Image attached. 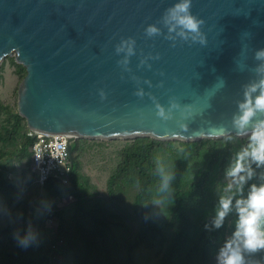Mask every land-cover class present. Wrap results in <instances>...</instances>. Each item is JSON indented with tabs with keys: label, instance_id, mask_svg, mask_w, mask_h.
I'll list each match as a JSON object with an SVG mask.
<instances>
[{
	"label": "water",
	"instance_id": "obj_1",
	"mask_svg": "<svg viewBox=\"0 0 264 264\" xmlns=\"http://www.w3.org/2000/svg\"><path fill=\"white\" fill-rule=\"evenodd\" d=\"M12 52L33 132L194 142L264 128V0H0V64Z\"/></svg>",
	"mask_w": 264,
	"mask_h": 264
},
{
	"label": "trees",
	"instance_id": "obj_2",
	"mask_svg": "<svg viewBox=\"0 0 264 264\" xmlns=\"http://www.w3.org/2000/svg\"><path fill=\"white\" fill-rule=\"evenodd\" d=\"M11 62L20 82L25 67ZM0 109L8 113L0 119V264H51L50 242L61 251L60 264H211L221 245L264 259V130L252 140L230 135L184 146L136 138L119 151L102 201L91 196L95 185L82 168L89 141L75 140L70 185L52 177L39 195L48 205L63 194L75 197L59 214L66 240L59 249L45 234L44 212L28 211L30 196L21 197L17 184L21 176L33 180L27 123L9 105L0 102ZM237 169L240 178L227 189L224 180Z\"/></svg>",
	"mask_w": 264,
	"mask_h": 264
},
{
	"label": "rangeland",
	"instance_id": "obj_3",
	"mask_svg": "<svg viewBox=\"0 0 264 264\" xmlns=\"http://www.w3.org/2000/svg\"><path fill=\"white\" fill-rule=\"evenodd\" d=\"M16 53L12 52L11 55L7 56L2 63L0 64V69L2 70V77H0V102L5 105H9L12 112H18L17 108L13 107L14 96L16 99V89L18 88L19 79L17 75V66L14 65L11 61L15 60ZM17 87V88H16ZM8 117V113L0 109V119H6ZM24 118V117H23ZM25 119V118H24ZM264 130V128H263ZM261 130V131H263ZM227 137H223L221 139H213L215 141H222ZM148 138V137H144ZM248 138V137H247ZM245 138V139H247ZM136 139V138H135ZM241 139V138H240ZM86 140V139H84ZM132 140L134 139H112V140H88L89 146L87 152L82 156V168L86 171L90 177L91 182L95 185V187L90 189L91 196L93 198L99 199V201L104 200L107 197V180L112 174V172L116 169L118 163L120 162L119 151L132 144ZM202 140H212V139H202ZM177 142H182L184 144L179 145H197L201 142H186L180 140H173ZM173 141H164V142H173ZM260 157L262 161H264V149L259 148ZM175 157L180 159L179 154L176 153ZM22 164L20 165V167ZM187 168V166H185ZM185 174L177 178V180H183L187 175H189V170H185ZM240 178V170L237 169L234 174L231 176H227L225 178L226 188L230 189L234 187L237 180ZM25 182V183H24ZM17 184L21 186V197L29 195L28 201V211L31 212L32 202L42 193L41 188L36 186L31 180L30 183H26L24 177L21 176V179L17 181ZM19 197V196H18ZM17 197V198H18ZM72 205V204H71ZM6 218V215L2 217V219ZM61 223V221H60ZM60 223L57 227L45 228V234L48 235L49 240L52 238L59 236V228ZM28 229H37L34 225H29ZM66 242V240H63ZM51 248L55 246L50 242ZM237 250L225 249L223 245H221L220 250L213 257L211 264H262V257H257L255 260L242 257L237 254ZM261 258V259H260ZM258 259H260L258 261ZM60 264V263H56ZM135 264H145L143 261H138Z\"/></svg>",
	"mask_w": 264,
	"mask_h": 264
},
{
	"label": "built area",
	"instance_id": "obj_4",
	"mask_svg": "<svg viewBox=\"0 0 264 264\" xmlns=\"http://www.w3.org/2000/svg\"><path fill=\"white\" fill-rule=\"evenodd\" d=\"M27 137L32 139L30 145V172L33 175V182L39 188H43L45 182L52 177L61 178L66 185H70L69 178L72 173V160L69 151L70 145L75 141L71 135L45 134L30 131L28 127ZM72 193L57 196L53 203L43 204L39 196L32 202V207L43 211L45 214V226L47 228L59 225V214L67 206L74 202ZM57 245L61 249L63 239L56 237ZM54 240V239H52ZM61 251L53 246L51 264L60 262Z\"/></svg>",
	"mask_w": 264,
	"mask_h": 264
},
{
	"label": "crops",
	"instance_id": "obj_5",
	"mask_svg": "<svg viewBox=\"0 0 264 264\" xmlns=\"http://www.w3.org/2000/svg\"><path fill=\"white\" fill-rule=\"evenodd\" d=\"M58 237H60V238H62L63 240H65V238L63 237V236H61V235H59ZM56 237H54V238H52V239H55ZM51 239V240H52ZM64 244H65V242L63 243V244H61V248H63V246H64Z\"/></svg>",
	"mask_w": 264,
	"mask_h": 264
},
{
	"label": "clouds",
	"instance_id": "obj_6",
	"mask_svg": "<svg viewBox=\"0 0 264 264\" xmlns=\"http://www.w3.org/2000/svg\"><path fill=\"white\" fill-rule=\"evenodd\" d=\"M51 263V262H50ZM60 263V262H59Z\"/></svg>",
	"mask_w": 264,
	"mask_h": 264
}]
</instances>
